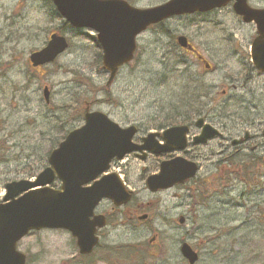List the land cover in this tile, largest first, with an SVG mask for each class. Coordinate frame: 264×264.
Masks as SVG:
<instances>
[{
  "label": "rangeland",
  "instance_id": "rangeland-1",
  "mask_svg": "<svg viewBox=\"0 0 264 264\" xmlns=\"http://www.w3.org/2000/svg\"><path fill=\"white\" fill-rule=\"evenodd\" d=\"M127 1L148 8L167 0ZM251 2L264 7V0ZM252 30L253 26L242 25L229 8L173 18L138 37L135 59L107 87L109 75L102 68V51L95 32L70 26L48 0H0V201L6 183L34 179L47 166L52 147L73 124L82 123H76V119L86 102L123 126L136 124L145 130L164 125L177 112L193 120L200 114L217 115L212 120L220 121L228 137L227 154L236 150L229 137L238 139L246 132L260 135L246 147L238 148L246 154L252 152L250 147L264 142L260 134L264 128L263 94L253 86L251 91L241 85V63L232 57L237 46L248 45ZM56 32L67 38L69 48L50 64L31 66L30 54L43 48ZM179 34L197 47L212 65L211 72H204L202 63L179 49L175 40ZM230 83L238 88L231 89ZM45 87L49 89L48 103L44 100ZM185 104L190 107L186 109ZM194 110L200 113L194 115ZM254 117L261 125H249ZM260 145L254 154L261 157L264 143ZM223 148L224 144L217 140L203 147L202 153L212 149L218 159ZM204 161L202 164L212 160ZM122 163V177L136 191L137 203L145 205L136 215L148 213L149 217L145 221L133 217L128 224V217L121 216L106 227L101 240L109 246L142 244L146 248L155 236L151 251L142 249L152 257L148 254L135 259L140 255L138 248L131 259L128 251L121 248L110 250L105 255L109 256L107 261L96 258V264H188L180 253L183 241L199 252L196 264H229L227 258L232 256L236 257L234 264H264L263 186L235 179L234 186L213 191L216 194L212 195V185H208L205 204L196 205L195 211L186 189L179 187L157 194L146 189L145 177L157 165L154 160L130 156ZM219 173L204 167L200 178ZM149 202L153 203L146 206ZM103 205L101 212L109 213L110 207ZM181 216L183 223L178 221ZM19 249L27 253L29 264L83 263L75 240L65 230L31 233L20 241Z\"/></svg>",
  "mask_w": 264,
  "mask_h": 264
},
{
  "label": "water",
  "instance_id": "water-1",
  "mask_svg": "<svg viewBox=\"0 0 264 264\" xmlns=\"http://www.w3.org/2000/svg\"><path fill=\"white\" fill-rule=\"evenodd\" d=\"M60 15L75 28L97 32L103 51V68L109 73L110 84L120 67L134 58L137 37L151 25L173 16L208 12L232 1L234 10L245 22L254 21L259 36L252 45L253 60L264 71V9H254L247 0H169L148 8H139L126 0H52ZM183 48L193 50L185 36L177 38ZM65 36L53 33L47 44L31 53L34 67L53 62L68 48ZM209 67V65H206ZM44 95L48 101L49 89ZM196 124L202 127L195 143L215 137L219 131L204 118ZM187 125H177L163 133L160 144L150 133L144 139L154 153L182 150L187 146ZM137 127H122L102 111L87 107L84 124L70 131L49 154V165L34 180H18L6 184V194L0 204V264H26V255L17 249L18 241L32 230L66 229L77 240L79 252L90 254L99 243L98 228L106 225L105 217L95 215V208L107 198L121 206L132 198L118 173L101 176L109 170L114 158L144 148L133 137ZM238 141H234L236 143ZM197 164L182 156L161 163L160 171L147 178L148 188L156 192L180 184L195 176ZM101 176V177H100ZM100 179L98 180V178ZM58 179L60 188L51 185ZM144 218V216L142 217ZM180 222L184 219L181 217ZM182 256L195 264L198 253L187 242L181 245Z\"/></svg>",
  "mask_w": 264,
  "mask_h": 264
},
{
  "label": "flooded vegetation",
  "instance_id": "flooded-vegetation-1",
  "mask_svg": "<svg viewBox=\"0 0 264 264\" xmlns=\"http://www.w3.org/2000/svg\"><path fill=\"white\" fill-rule=\"evenodd\" d=\"M248 3L252 7H257L251 2V0H248ZM225 8H229L233 11V2L229 3L227 6H225ZM217 10H219V9L213 10L211 12H215ZM198 14H201V13H198ZM198 14H193V15H198ZM236 17L241 21L242 25H245L247 27L253 26V30H252L251 34L247 37V44L248 45L246 47H243V46H240V44L238 43V45L240 47L237 46L235 48L234 52H232V57L238 59V62L241 63V72L244 73L243 78H242L243 82L241 85L244 86V88H246L247 90H251V91L254 89H259V91L261 90L262 94H263L262 97L264 99V71L260 70L256 66V64L254 63V60H253L252 52H251L252 44L258 36V31H257L256 25L253 22H251V23L243 22L242 18L238 15H236ZM188 41L196 51L184 49V52H189L194 57L195 62H197L198 64L202 63L204 65V72H206V73L211 72L213 70L212 65L209 63L210 67L207 68L205 66V60H206L205 57L203 59L200 58V55H202V53H200V51L191 42L190 39ZM251 86H253L254 89ZM230 88L235 90L238 87H237V84L230 83ZM223 94L224 95L227 94V90H223ZM258 115H260V114L258 113L257 116ZM216 117H217V115L204 117L206 123L213 125L219 131V133L215 137H213V138H211V139H209L203 143H201V142L195 143L194 138L201 135L202 127H199L196 124V120H194V121L187 123L189 126V128H188L189 130L187 132V146H186V148H184L182 150L174 149V150H171L168 152H161L159 154L154 153L151 150H149V148H147V145L145 144L144 139L147 137V135L150 132H155V133H157L155 140H157L160 144H165V141L163 139V132L165 131L166 128L171 127L172 125H175L178 123L165 125V126L162 125L160 127L150 129V130L142 129L140 126L137 125L138 131H137V134L134 136L133 141L135 142V144H137L139 146H144V145L145 146H144V148H142L140 150L138 149L134 152H131L125 158H128L131 156L135 160H142V161L154 160L155 164H157V165L154 168V170L152 169L151 171H148V173H149L148 176H149L153 173L159 172L160 165L163 161H169V160L174 159L175 157L182 156V157L186 158L187 160L193 161L197 164V173L195 174V176L192 177L191 179H189L188 181L182 183V184H177L171 188H168L166 190H159L155 193L157 194V193L165 192V191H168L170 189H174V188L176 189V188H179L181 186H186V185L192 186L195 184L196 181H200L199 180V179H201L200 174H201V171H203L204 167H206L207 170L209 168H213L214 171H221V170L225 171L227 169L226 163L221 164V161L223 160L222 157L227 154V151L230 148L228 145V137L224 133L225 131L223 130V128L220 126V121L218 120V122H216V121H215V123L213 122L214 120H212V118H216ZM209 118H211V120ZM259 122L261 123V121H257L254 117V118H252V120H250L249 125L259 126V125H261ZM216 123H218V124H216ZM245 134H248V139H245L243 142L240 141V142L235 143V144H233V141L235 139L229 137L231 139L230 140L231 146L236 148L235 151H240V149H238L239 147H243V146L246 147L251 140H254V139L257 140L260 138L259 134H253V135L250 134L249 135V133H247V132ZM260 134L264 137V128H262ZM241 138H243V137H240L238 139H241ZM217 140H219L220 144H222V143L224 144V148L222 149V151H220L218 153V155H219L218 159H215L217 153L212 152V149L208 150L207 153H202L203 147H208L213 141H217ZM259 145H260V142H257L252 147H250V149L253 151H257L259 148ZM204 159L205 160H212V161H209V163L206 161V164H202L205 162ZM122 161L123 160H120V161L113 160L111 163L112 171H117L116 167H118L119 171L122 170V167L124 166ZM145 170L146 169L144 168V175H145ZM147 177H145V178H147ZM209 177H210V175H209ZM209 177L206 176V178H209ZM125 182H126V180H125ZM136 194L134 192V196H133V199L131 200V202H128L127 204H125L121 207H114V206L108 204V207H110L109 213L101 212L100 209L102 208L101 206L103 205V202H104V201H102L100 203L99 207L97 208L96 213L105 215L107 222H109L110 219H113L116 221V219L121 217V216H127L129 219H131L133 217H138L136 214L138 213V211L139 212L143 211L145 205L141 204V203H137L138 197ZM152 203L153 202H149L148 204H152ZM144 214H148V213H144ZM103 230L104 229H99L98 233L100 236H101L100 233L103 232ZM40 231H42V230H40ZM37 232H39V231H33L31 233H37ZM31 233H29V234H31ZM18 248H19V245H18ZM24 253L27 256V264H29V261H30L29 256L27 255L26 252H24Z\"/></svg>",
  "mask_w": 264,
  "mask_h": 264
},
{
  "label": "trees",
  "instance_id": "trees-1",
  "mask_svg": "<svg viewBox=\"0 0 264 264\" xmlns=\"http://www.w3.org/2000/svg\"><path fill=\"white\" fill-rule=\"evenodd\" d=\"M48 1H50L52 3L51 0H48ZM160 25H163V24H160ZM185 106H187L186 109H188V107H190L187 104H185ZM193 113H194V115H196V114H199L200 111L194 110ZM200 115H202V114H200ZM203 115H205V114H203ZM83 117H84V111L78 113L77 119H76V120H78V122H76V123H79L81 120H83ZM192 120L193 119L191 116H187V114L185 115V113H182V112H180V113L177 112V113H174L173 115H171L169 118H167V121L163 126L173 124V123H178V122L189 123ZM76 125L77 124H73L68 129V131L75 128ZM262 143H264V142H261L260 144H262ZM52 148H54V146ZM251 151L252 152L246 154V153H243L241 151V149H240V151H235V149L232 150L230 153H228L222 157L223 160L221 159L222 160L221 164L226 163L227 169L225 171L221 170L219 174L214 175L212 178H211V176L210 177L207 176L209 178L205 177L206 179L205 178L199 179L200 181H196L195 184L192 186L186 185V186L180 187L182 189H186L189 191V194L194 201L193 209L195 208V211H197L196 205L205 204L204 199H205V196L207 194V189H209V188H207L208 185H212V195L216 194V193L213 194V191L226 190V189H228V187L234 186V184L232 182L235 179H240L241 181L246 182L249 185H251L254 182V183H256V185H258V186L261 185L264 187V180H263V178H264V171H263L264 156H261V157L257 156L256 154H254L253 150H251ZM48 155H49V153L47 154V160H48ZM47 160H46V163H47ZM212 195L210 196V198L212 197ZM145 246H146V248L142 247V244H131V245H124V246H122V245H119V246H117V245H115V246H103V245H101L100 246L99 245L95 249V251L92 255H90L88 257L79 256V258L84 260L82 264H96L97 259L107 261L109 256H105V255H107V253L110 250H114V252H115V250L123 248V249L128 251L127 254L129 255V257L131 259H133V256L136 254L137 249L139 248L140 255H138L137 258H135V259L141 260L142 258H146V256H148V254L150 257H152V255L150 253L145 254L142 250V249H145V250L149 249V251H151L152 247L148 243H146ZM235 258H236L235 256H232L231 258H227V261L225 259V261L228 262L229 264H234V262L236 260Z\"/></svg>",
  "mask_w": 264,
  "mask_h": 264
}]
</instances>
